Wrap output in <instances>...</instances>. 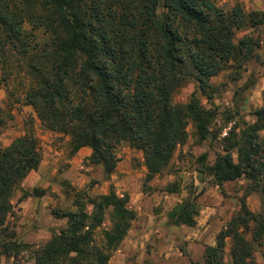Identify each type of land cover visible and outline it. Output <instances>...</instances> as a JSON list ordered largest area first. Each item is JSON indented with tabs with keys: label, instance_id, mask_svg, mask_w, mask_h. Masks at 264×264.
I'll return each mask as SVG.
<instances>
[{
	"label": "trees",
	"instance_id": "1",
	"mask_svg": "<svg viewBox=\"0 0 264 264\" xmlns=\"http://www.w3.org/2000/svg\"><path fill=\"white\" fill-rule=\"evenodd\" d=\"M217 1L0 0V71L23 76L25 101L45 128L70 138L73 155L92 149L90 161L110 177L118 147L128 144L143 154L152 181L187 142L190 122L205 141L215 118L196 96L186 106L176 105L178 91L193 79L210 99L214 77L232 64L254 59L252 38L235 43L234 28L245 26L246 17L238 12L226 16ZM253 16L248 17L256 28L263 22ZM254 117L255 124L241 135L229 133L224 155L208 167L220 188L243 178L251 184L216 246L206 248L202 263L192 264H227L228 239L231 264H255L253 245L264 237V214L252 212L246 199L264 193V108ZM29 130L11 146L0 147V263L5 258L25 264L21 257L28 247L19 242L11 220L16 217L15 193L42 162L39 140ZM178 192L176 185L168 187V194ZM43 194L33 192L38 198ZM199 196L192 186L169 221L195 228ZM128 204L113 188L108 195H77L76 212L53 211L67 226L34 253L35 264H110L137 219ZM108 213L112 228L98 242L97 231ZM249 233L252 241L246 238Z\"/></svg>",
	"mask_w": 264,
	"mask_h": 264
},
{
	"label": "rangeland",
	"instance_id": "2",
	"mask_svg": "<svg viewBox=\"0 0 264 264\" xmlns=\"http://www.w3.org/2000/svg\"><path fill=\"white\" fill-rule=\"evenodd\" d=\"M217 6L226 16L238 12L246 17L245 26L234 28L235 43L238 44L245 37L252 38L256 43L254 59L243 61L240 65L232 64L214 77L210 81L211 89L208 93L210 99L202 94L199 85L193 79H189L178 91L173 97L176 105L186 106L193 96H196L206 110L215 114V118L205 141H201L196 128L190 122L187 128V142L178 147L165 173L152 181L147 179L148 170L143 154L131 149L128 144L118 147L117 168L110 177L105 175L101 165H95L90 161L92 149L83 148L73 155L69 144L70 138L45 128L34 109L25 101L28 83L23 76L18 72L0 71V147L11 146L31 128L29 131L39 140L42 152L39 169L26 178L12 201L16 213V217L11 220L12 225L15 227L19 242L28 247L21 257L23 263L35 264L34 253L49 242L54 234H58L67 226V220L56 219L53 211L76 212L74 202L76 196L82 193L96 197L108 195L113 188L118 197L129 199L128 208L136 213L137 218L138 214L143 212L149 219L163 214L168 217L178 204L189 197L191 187L194 186L200 194L197 201L200 215L197 221L225 220L222 231L237 214L240 210V200L245 196L251 183L243 178L225 183L220 188L208 172V167L215 164L218 156L224 155V139L229 133L241 135L247 126L255 124L254 113L264 108V0H218ZM251 14L255 15L253 20L263 23L252 28L248 17ZM261 138L264 141V131L261 132ZM238 156L239 152L235 150L236 162ZM199 174H202V179ZM170 185H176L179 192L168 194ZM262 185L264 187V178ZM35 190L44 192L43 196L35 197L33 195ZM25 194H29V197L23 200ZM246 203L255 214H264V193L250 195ZM87 212H92L91 206L87 207ZM161 217L156 218L157 224L162 222L164 217ZM166 223L173 225L169 219ZM165 225L156 226L149 235L134 242L135 245L131 246L129 252V262L202 263L206 248L216 246V242L214 246L206 243L210 237L212 240L214 231L213 235L211 233L206 240H202L196 232L187 227L181 229V226H177L180 230L173 233L172 241L166 243L168 234ZM219 226L216 223V228ZM111 228L108 213L104 225L97 231V241H102V232ZM159 228H163L162 231H157ZM246 238L252 241L251 233L246 234ZM123 243L113 253L111 260L123 249ZM253 246L254 263L264 264V237L259 244ZM163 248L172 249L169 259L166 258V253L161 254ZM231 248L232 242L228 239L225 248L227 264H231ZM0 264H15V261L2 258Z\"/></svg>",
	"mask_w": 264,
	"mask_h": 264
},
{
	"label": "crops",
	"instance_id": "3",
	"mask_svg": "<svg viewBox=\"0 0 264 264\" xmlns=\"http://www.w3.org/2000/svg\"><path fill=\"white\" fill-rule=\"evenodd\" d=\"M145 203V201L143 202ZM142 203V204H143ZM162 216V217H161ZM161 216H157V217H161L162 222L160 224H157V217H149V219H147L145 217V214L143 212H140L138 214V220H136L135 224L133 225L131 231L128 234V237L125 239L124 243H123V249L120 250L118 252V254L116 256L113 257V259L111 260V264H132L131 262H129L128 257H129V252L131 250V246H134V242L140 240L141 238L145 237L146 235H149L151 232H153V229L156 226H166V234H168V238L166 239V243L167 242H171V237L173 235V233H175L176 231L185 228L186 226H181L180 228L174 225H167L166 222H168V217L165 216L164 214ZM225 220H219V219H214L211 222L210 221H204V220H198V225L195 228H189L187 227L189 230H192L193 232H196V234H198L200 236V238H202V240H206V237L208 235H213V231H214V237L211 240L206 241V243L209 246H214L215 242H216V236L218 235V233L221 231V228L223 227V225L225 224ZM216 223H218L220 226L219 228H216ZM163 228H159V230L157 231H162ZM216 229V232H215ZM173 249V246H171ZM167 249V248H163L160 252L161 254L166 253V258L169 259L171 256V251L172 250Z\"/></svg>",
	"mask_w": 264,
	"mask_h": 264
},
{
	"label": "water",
	"instance_id": "4",
	"mask_svg": "<svg viewBox=\"0 0 264 264\" xmlns=\"http://www.w3.org/2000/svg\"><path fill=\"white\" fill-rule=\"evenodd\" d=\"M200 179H202V174H199Z\"/></svg>",
	"mask_w": 264,
	"mask_h": 264
}]
</instances>
